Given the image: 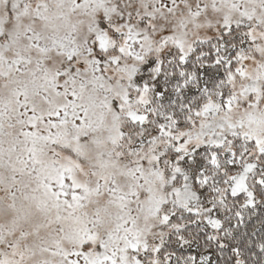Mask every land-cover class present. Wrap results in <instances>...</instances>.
I'll return each instance as SVG.
<instances>
[{
  "label": "snow or ice",
  "instance_id": "snow-or-ice-1",
  "mask_svg": "<svg viewBox=\"0 0 264 264\" xmlns=\"http://www.w3.org/2000/svg\"><path fill=\"white\" fill-rule=\"evenodd\" d=\"M0 264H264V0H0Z\"/></svg>",
  "mask_w": 264,
  "mask_h": 264
}]
</instances>
